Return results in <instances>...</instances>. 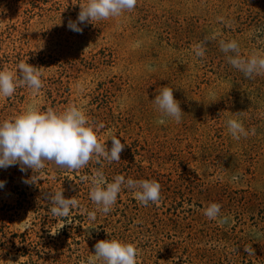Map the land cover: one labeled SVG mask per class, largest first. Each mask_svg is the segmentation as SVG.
Segmentation results:
<instances>
[{
	"label": "rangeland",
	"instance_id": "1",
	"mask_svg": "<svg viewBox=\"0 0 264 264\" xmlns=\"http://www.w3.org/2000/svg\"><path fill=\"white\" fill-rule=\"evenodd\" d=\"M79 3L0 0V70L27 62L43 73L37 95L23 86L0 98V121L33 103L57 112L77 105L105 125L101 143L110 150L116 134L124 149L119 162L94 158L78 171L48 161L38 172L0 168V264H86L105 239L133 243L137 264H264V75L246 77L219 46L235 40L241 55H264V0H137L77 33L67 25ZM205 38V56L196 57L193 45ZM165 86L180 123L154 103ZM229 119L249 135L234 139ZM96 170L107 182L156 180L159 204L144 206L122 186L112 210L90 220L96 205L82 178ZM56 191L79 201L67 218L51 217L47 196ZM211 203L226 224L204 215Z\"/></svg>",
	"mask_w": 264,
	"mask_h": 264
},
{
	"label": "clouds",
	"instance_id": "2",
	"mask_svg": "<svg viewBox=\"0 0 264 264\" xmlns=\"http://www.w3.org/2000/svg\"><path fill=\"white\" fill-rule=\"evenodd\" d=\"M137 4V0H86V3H79L80 11L75 21H68V28L74 32L82 33L84 25L88 22L108 20L122 16L124 12H131ZM218 20L223 21V17ZM204 42L193 45L196 57L205 56ZM212 39H215L213 36ZM221 51L228 55V62L243 72L248 78L254 75H264V55L253 53L250 56H243L240 53L237 41L220 40ZM16 73H19L17 79ZM16 73L12 70H0V98H10L17 87L26 86L31 89L35 96L43 87L41 67L33 66L27 62H20L16 65ZM154 103L162 117L174 118L176 123L181 122L182 109L179 102L174 98L173 88L163 87L156 95ZM161 119L158 123H163ZM103 123L96 124L90 121L85 112L77 105H69L61 112L53 108L46 111L35 104H30L20 114L9 119L0 121V168H8L20 165V170L25 172L32 169L38 172L45 168V161L53 162L60 168L72 171L83 169L95 158L97 164L101 159L109 164L120 161V153L124 144L116 134L110 136L112 141L111 149L105 146V142L98 140L97 131L103 129ZM228 131L234 139L239 140L241 136L247 137L249 132L244 125L236 120L227 121ZM255 134V129L251 130ZM33 177V176H32ZM25 180V183L35 182ZM90 199L96 205V211L87 212L90 220L96 219L97 211L103 214L109 213L117 202L118 194L122 186L134 190V197L144 206L149 202L159 204L161 198V185L156 180H134L125 178L124 175H116L113 182H107L102 171L96 170L90 178ZM236 179V177H233ZM5 181H0V188L5 186ZM47 199L53 205L50 208L51 217L67 218L72 209L79 207V201L74 197L65 198L63 191L50 193ZM221 205L211 203L205 209L204 215L216 220L218 224H226L227 216H220ZM69 223L71 221H68ZM30 226H26L28 229ZM64 224L60 227L63 228ZM56 235L57 231L51 232ZM93 256L87 258L86 264H137L138 249L131 242H123L117 239L100 240L95 244ZM249 254L253 251L244 249Z\"/></svg>",
	"mask_w": 264,
	"mask_h": 264
}]
</instances>
